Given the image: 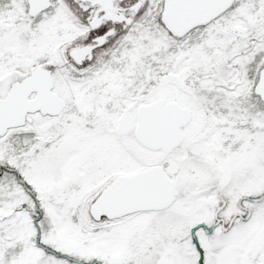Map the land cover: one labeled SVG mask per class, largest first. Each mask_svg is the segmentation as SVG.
I'll return each mask as SVG.
<instances>
[{
    "label": "snow or ice",
    "instance_id": "snow-or-ice-1",
    "mask_svg": "<svg viewBox=\"0 0 264 264\" xmlns=\"http://www.w3.org/2000/svg\"><path fill=\"white\" fill-rule=\"evenodd\" d=\"M0 264H264V0H0Z\"/></svg>",
    "mask_w": 264,
    "mask_h": 264
}]
</instances>
